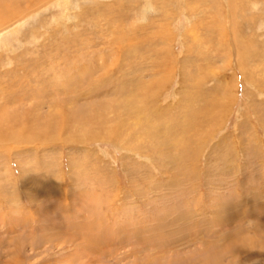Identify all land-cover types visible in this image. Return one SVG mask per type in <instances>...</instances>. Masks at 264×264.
Listing matches in <instances>:
<instances>
[{
	"label": "rangeland",
	"instance_id": "rangeland-1",
	"mask_svg": "<svg viewBox=\"0 0 264 264\" xmlns=\"http://www.w3.org/2000/svg\"><path fill=\"white\" fill-rule=\"evenodd\" d=\"M0 16V264H264V0Z\"/></svg>",
	"mask_w": 264,
	"mask_h": 264
},
{
	"label": "bare ground",
	"instance_id": "bare-ground-1",
	"mask_svg": "<svg viewBox=\"0 0 264 264\" xmlns=\"http://www.w3.org/2000/svg\"><path fill=\"white\" fill-rule=\"evenodd\" d=\"M3 1H4V0H3ZM7 10H8V9H7ZM5 12H6V10H5ZM16 12H17V11H15V12L13 11V12L11 13V12L8 10V13H7V12H6V13H7V15L11 16V15H14ZM5 15H6V14H5ZM7 15H6V16H7ZM0 17H1V16H0ZM7 18H8V17H7ZM1 19H2V18H1ZM1 22H2V21H1ZM1 22H0V23H1ZM5 23H6V22H5ZM112 83H113V82H112ZM14 99H15V98H14ZM16 102H17V100H16ZM132 115H133V114H132ZM159 136H160V135H157V134H151V135H149V137L152 138V139H154V140H160L161 143H159V144H160L161 146H164V145L168 146V145H169V144H168L169 141L166 140V139H165V140H161V139L159 138ZM181 140H182V139H181ZM179 142H180V141H179ZM172 145H174L172 149H175V148L177 147V145H178L177 140H176L175 143L172 144ZM158 147H159V146H158ZM181 148H182V147H181ZM176 150H177V149H176ZM177 152H178V151H177ZM166 153L170 155V154L172 153V151H170V153H169V152H166ZM48 230H49V228H48ZM88 240H89V239H88ZM100 241H101V240H100ZM100 241H99V243H100ZM95 242H96V241H95ZM99 245H100V244H99ZM86 253H87V252H86Z\"/></svg>",
	"mask_w": 264,
	"mask_h": 264
}]
</instances>
